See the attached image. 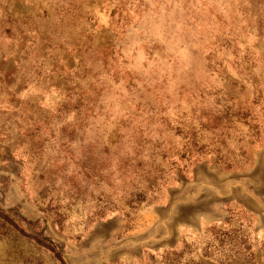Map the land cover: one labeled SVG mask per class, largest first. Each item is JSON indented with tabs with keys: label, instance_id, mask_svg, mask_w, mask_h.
I'll return each mask as SVG.
<instances>
[{
	"label": "rangeland",
	"instance_id": "rangeland-1",
	"mask_svg": "<svg viewBox=\"0 0 264 264\" xmlns=\"http://www.w3.org/2000/svg\"><path fill=\"white\" fill-rule=\"evenodd\" d=\"M264 264V0H0V264Z\"/></svg>",
	"mask_w": 264,
	"mask_h": 264
},
{
	"label": "trees",
	"instance_id": "trees-1",
	"mask_svg": "<svg viewBox=\"0 0 264 264\" xmlns=\"http://www.w3.org/2000/svg\"><path fill=\"white\" fill-rule=\"evenodd\" d=\"M198 264H200V263H198Z\"/></svg>",
	"mask_w": 264,
	"mask_h": 264
}]
</instances>
